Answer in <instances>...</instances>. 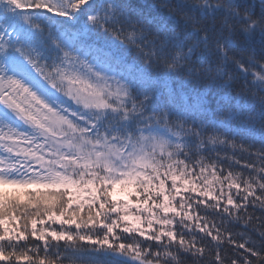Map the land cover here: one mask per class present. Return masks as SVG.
<instances>
[{
    "label": "snow or ice",
    "instance_id": "1",
    "mask_svg": "<svg viewBox=\"0 0 264 264\" xmlns=\"http://www.w3.org/2000/svg\"><path fill=\"white\" fill-rule=\"evenodd\" d=\"M0 264H264V0H0Z\"/></svg>",
    "mask_w": 264,
    "mask_h": 264
}]
</instances>
